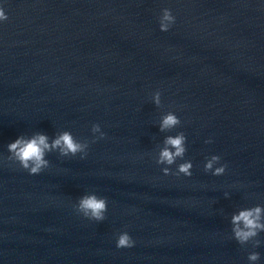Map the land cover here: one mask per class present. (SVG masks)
Segmentation results:
<instances>
[{
	"label": "water",
	"instance_id": "obj_1",
	"mask_svg": "<svg viewBox=\"0 0 264 264\" xmlns=\"http://www.w3.org/2000/svg\"><path fill=\"white\" fill-rule=\"evenodd\" d=\"M6 5L0 152L38 130L85 138L99 123L106 138L90 144L84 160L50 154L39 175L0 165V264H248L251 246L228 238V217L238 205L264 203V4ZM161 7L176 15L168 32L158 28ZM156 89L161 108L149 98ZM169 108L180 109L191 177L164 176L146 155L165 135L155 122ZM208 154L228 164L224 175L203 171ZM86 191L107 198L103 222L74 212ZM125 230L136 244L117 249L115 234ZM255 250L264 264V246Z\"/></svg>",
	"mask_w": 264,
	"mask_h": 264
},
{
	"label": "clouds",
	"instance_id": "obj_2",
	"mask_svg": "<svg viewBox=\"0 0 264 264\" xmlns=\"http://www.w3.org/2000/svg\"><path fill=\"white\" fill-rule=\"evenodd\" d=\"M264 4V0H260ZM6 0H0V25L8 20L6 11ZM158 28L161 32H168L176 23V15L172 8L161 7L157 15ZM162 93L160 89L150 93V101L157 107H162ZM180 109L160 113L155 126L163 138L155 145L150 156L164 176L173 175L191 177L193 162L186 159L188 151V137L182 129V120L177 112ZM90 137L77 138L72 131L61 129L53 135L38 130L31 133H22L5 146L7 155L0 152V165H9L13 168L21 169L28 175H39L51 166L47 158L55 153L59 158H79L84 160L88 157L90 144L106 138L105 131L99 123H92L90 127ZM212 138L204 140L205 144H211ZM142 158V157H141ZM228 164L222 161L219 154H208L204 156L203 171L212 176H222L225 174ZM228 187H235L230 185ZM230 192L224 191L225 199L230 198ZM245 199H248L246 196ZM74 212L89 220L103 222L108 211V200L106 197L98 195L95 191H86L80 195L72 205ZM222 211V209H221ZM230 227L229 239L234 240L242 248L247 249L248 264H258L261 259L260 253L255 249L264 246V203L250 205H238L228 217ZM136 241L128 231H119L115 234V247L117 249L132 248Z\"/></svg>",
	"mask_w": 264,
	"mask_h": 264
}]
</instances>
